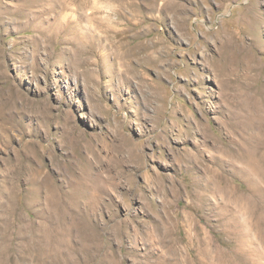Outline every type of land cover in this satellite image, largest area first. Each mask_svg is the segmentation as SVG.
<instances>
[{
  "label": "rangeland",
  "instance_id": "rangeland-1",
  "mask_svg": "<svg viewBox=\"0 0 264 264\" xmlns=\"http://www.w3.org/2000/svg\"><path fill=\"white\" fill-rule=\"evenodd\" d=\"M0 264H264V0H0Z\"/></svg>",
  "mask_w": 264,
  "mask_h": 264
},
{
  "label": "bare ground",
  "instance_id": "bare-ground-1",
  "mask_svg": "<svg viewBox=\"0 0 264 264\" xmlns=\"http://www.w3.org/2000/svg\"><path fill=\"white\" fill-rule=\"evenodd\" d=\"M173 5H174V4H173L172 2H167V3H166V6H167V7H170V6H173Z\"/></svg>",
  "mask_w": 264,
  "mask_h": 264
}]
</instances>
